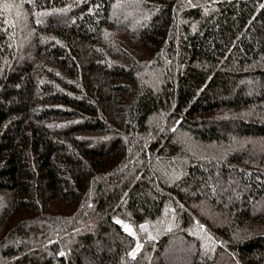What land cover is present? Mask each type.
I'll return each mask as SVG.
<instances>
[{"label": "trees", "instance_id": "obj_1", "mask_svg": "<svg viewBox=\"0 0 264 264\" xmlns=\"http://www.w3.org/2000/svg\"><path fill=\"white\" fill-rule=\"evenodd\" d=\"M263 87L264 0H0V264H264Z\"/></svg>", "mask_w": 264, "mask_h": 264}, {"label": "rangeland", "instance_id": "obj_2", "mask_svg": "<svg viewBox=\"0 0 264 264\" xmlns=\"http://www.w3.org/2000/svg\"><path fill=\"white\" fill-rule=\"evenodd\" d=\"M264 88V87H263ZM264 90V89H263ZM179 141V140H183V137L181 136V133H179V134H177V136H176V138H175V141H177V140ZM257 143H256V145H255V147L256 148H261V149H263V144H261V142L258 140V141H256ZM227 217H225V220H227L226 219ZM231 218V217H230ZM124 226L126 227V229H128V230H130L131 232H134L135 230L134 229H132L129 225H127V224H124ZM143 226H140L139 227V230L141 231V233L143 232ZM136 232V231H135ZM137 243L138 242H136V244H135V246L137 245ZM134 246V247H135ZM188 259V258H187ZM172 262H173V260H172ZM186 262H187V260H180V262H179V264H186ZM176 264V263H175Z\"/></svg>", "mask_w": 264, "mask_h": 264}]
</instances>
